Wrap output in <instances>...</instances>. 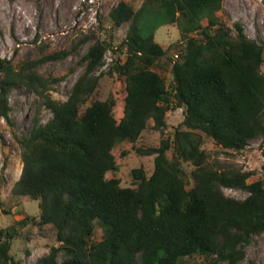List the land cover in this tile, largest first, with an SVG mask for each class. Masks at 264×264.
I'll return each instance as SVG.
<instances>
[{
	"label": "trees",
	"instance_id": "obj_1",
	"mask_svg": "<svg viewBox=\"0 0 264 264\" xmlns=\"http://www.w3.org/2000/svg\"><path fill=\"white\" fill-rule=\"evenodd\" d=\"M222 4L223 0H144L135 10L119 2L110 18L116 28L130 23L126 38L118 47L105 40L94 42L66 101L52 96L58 80L45 78L39 69L46 62L64 60L71 51L18 65L0 58V119L13 126L14 88L24 87L39 99L29 134H15L22 173L12 188L13 196L39 202V216L0 228V264H21L12 247L20 230L29 225L57 231L58 245L36 264L244 260L253 236L264 233V179L250 183L252 172L211 162L204 144L208 138L224 150L242 152L251 141L264 139V47L240 24L234 31L220 23ZM161 25H177L180 30L182 41L174 58L155 40ZM89 40L84 37L80 44ZM109 51L119 55L108 73L125 81L121 120L113 95L91 102L105 75ZM168 70L171 87L162 75ZM178 108L185 118L173 138L163 139L159 147L137 149L141 155L155 156L153 173L134 169L131 187H123L116 177L108 179V173L119 170L115 148L135 144L150 127L164 132L167 113ZM43 109L52 115L46 123ZM184 164L194 168L190 189ZM224 189L241 190L248 197H228ZM97 223L103 228L101 241H94Z\"/></svg>",
	"mask_w": 264,
	"mask_h": 264
},
{
	"label": "rangeland",
	"instance_id": "obj_2",
	"mask_svg": "<svg viewBox=\"0 0 264 264\" xmlns=\"http://www.w3.org/2000/svg\"><path fill=\"white\" fill-rule=\"evenodd\" d=\"M130 3L139 10L144 0H0V58L11 60L15 65L31 59L37 60L58 51L67 50L71 54L64 60L46 62L39 72L45 78L58 80L52 87V96L66 101L72 88L84 71L83 57L96 40L107 41L118 47L128 33L130 23L116 28L110 12L119 2ZM220 23L235 31L240 24L245 34L264 47V0H223L222 9L217 14ZM207 26V20H203ZM88 37L84 44L80 41ZM158 42L174 58L176 47L181 44V33L177 25H161L154 34ZM119 54L109 51L106 55L104 77L92 101H105L111 95L117 99L115 108L118 120L124 115L125 81L120 76L108 73L110 65ZM176 58V57H175ZM124 60V55H121ZM264 73V64L262 66ZM171 87L173 75L162 72ZM12 107L11 121L0 119V228H8L27 217L38 218L39 202L29 197H16L12 194L14 184L22 173L21 148L15 140L28 135L32 119L36 114L39 99L24 87L14 88L10 94ZM52 117L45 109L41 119L46 123ZM183 109H173L167 113V128L157 132L151 127L144 131L135 143L119 144L114 155L118 172H110L107 178H118L123 187L133 186L132 171L143 168L150 176L155 168V156L141 155L137 149L159 147L161 141L173 138L177 128L184 121ZM204 149L211 156V162L234 165L244 172H252L249 182L264 179V139L253 140L242 152L224 150L211 139L205 138ZM172 156V151L168 153ZM6 165V170L4 166ZM190 189L193 185V167L184 164ZM228 197L244 200L248 194L241 190L224 189ZM103 228L97 223L94 241H101ZM57 231L52 226L42 229L29 225L20 230L13 243L12 255L21 264H36L37 260L57 246ZM245 258L239 264H264V233L255 235L245 247ZM227 264V263H223Z\"/></svg>",
	"mask_w": 264,
	"mask_h": 264
}]
</instances>
